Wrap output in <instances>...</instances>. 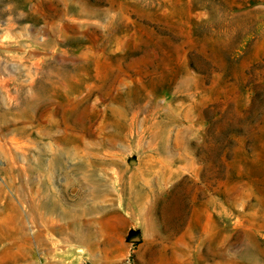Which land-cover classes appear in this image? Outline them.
Masks as SVG:
<instances>
[{
	"label": "rangeland",
	"instance_id": "obj_1",
	"mask_svg": "<svg viewBox=\"0 0 264 264\" xmlns=\"http://www.w3.org/2000/svg\"><path fill=\"white\" fill-rule=\"evenodd\" d=\"M0 264H264V0H0Z\"/></svg>",
	"mask_w": 264,
	"mask_h": 264
}]
</instances>
